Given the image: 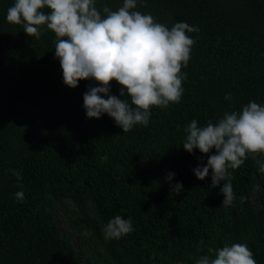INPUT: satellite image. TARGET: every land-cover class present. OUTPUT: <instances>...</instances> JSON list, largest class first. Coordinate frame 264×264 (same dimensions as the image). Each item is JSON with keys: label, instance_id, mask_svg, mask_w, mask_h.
<instances>
[{"label": "trees", "instance_id": "1", "mask_svg": "<svg viewBox=\"0 0 264 264\" xmlns=\"http://www.w3.org/2000/svg\"><path fill=\"white\" fill-rule=\"evenodd\" d=\"M13 3L0 0V264H195L198 247L233 243L247 244L264 264V173L257 163L264 157L249 155L232 171L237 200L225 207L223 183L212 188L211 170L204 180L193 172L214 150L190 154L182 146L193 119L206 126L249 101L264 104V0L138 2L136 10L158 23L186 22L199 32L189 34L196 42L182 68L181 101L153 107L148 125L127 133L107 114L86 118L83 95L98 85L67 87L54 34L36 39L8 23ZM122 3L97 0V7ZM119 89L112 81L110 94ZM177 182L183 191L174 196ZM117 215L131 218L134 231L108 239L105 225Z\"/></svg>", "mask_w": 264, "mask_h": 264}, {"label": "clouds", "instance_id": "2", "mask_svg": "<svg viewBox=\"0 0 264 264\" xmlns=\"http://www.w3.org/2000/svg\"><path fill=\"white\" fill-rule=\"evenodd\" d=\"M143 0H123L112 10L106 4L97 7V0H14L7 10L6 21L21 25L29 37L39 39L44 31L55 36V58L59 60L63 83L76 88L81 80L95 81L83 95L86 118H112L123 133L135 125L147 126L153 107L167 108L181 101L186 67L198 33L196 26L175 22L171 28L156 22L150 13L137 9ZM120 85L119 96L112 95L111 82ZM106 97V98H105ZM225 100L232 94L226 93ZM182 146L188 153L199 150L208 154L206 164L193 169L198 180L211 170V185L223 183L222 205L235 206L232 171L242 166L249 155L264 157V104L249 101L240 111L225 112L223 117L206 126L193 119L184 129ZM264 173V160L257 161ZM18 182L22 174L9 170ZM169 173L167 181H172ZM22 186V185H21ZM183 191L181 183L170 185L172 195ZM259 192L260 186L255 185ZM15 198L24 199L17 191ZM247 197L241 195L243 204ZM134 231L131 218L115 216L105 225L108 239L119 240ZM195 264H257L247 244L233 243L222 247H198ZM203 253V254H201Z\"/></svg>", "mask_w": 264, "mask_h": 264}]
</instances>
